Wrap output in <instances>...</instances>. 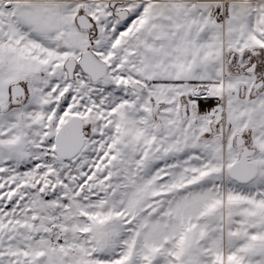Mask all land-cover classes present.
I'll use <instances>...</instances> for the list:
<instances>
[{"label": "snow or ice", "instance_id": "snow-or-ice-1", "mask_svg": "<svg viewBox=\"0 0 264 264\" xmlns=\"http://www.w3.org/2000/svg\"><path fill=\"white\" fill-rule=\"evenodd\" d=\"M0 264H264V0H0Z\"/></svg>", "mask_w": 264, "mask_h": 264}]
</instances>
